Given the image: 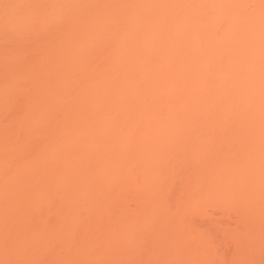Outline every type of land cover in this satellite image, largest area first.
Here are the masks:
<instances>
[{
    "label": "bare ground",
    "instance_id": "1",
    "mask_svg": "<svg viewBox=\"0 0 264 264\" xmlns=\"http://www.w3.org/2000/svg\"><path fill=\"white\" fill-rule=\"evenodd\" d=\"M0 224L83 227L66 264H264V0H0Z\"/></svg>",
    "mask_w": 264,
    "mask_h": 264
},
{
    "label": "rangeland",
    "instance_id": "2",
    "mask_svg": "<svg viewBox=\"0 0 264 264\" xmlns=\"http://www.w3.org/2000/svg\"><path fill=\"white\" fill-rule=\"evenodd\" d=\"M217 216H219V213ZM217 216L214 218H217ZM31 228H27L23 224H0V264H66V254L71 247L67 244L68 241L73 235L84 232V228L81 226L68 227L66 224H31ZM229 229L232 228L228 226V231ZM32 230L42 235L41 243L49 239L48 241H53L52 245L47 249L44 248L45 250L39 249L38 255L43 254L40 257L37 255V250L35 252L28 251L26 253H20L18 256H13V252L16 250V245L13 240ZM219 232L221 233L217 229V233ZM220 238H222L221 235L219 241ZM57 239H60V241H56ZM220 242L224 241L221 239ZM222 245L223 247L225 246L224 243ZM226 247L228 246H225L224 249Z\"/></svg>",
    "mask_w": 264,
    "mask_h": 264
}]
</instances>
